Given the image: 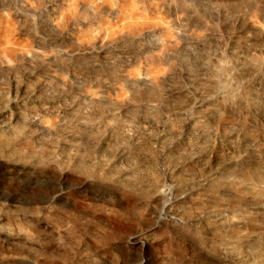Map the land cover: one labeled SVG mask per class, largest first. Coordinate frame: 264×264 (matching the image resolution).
I'll list each match as a JSON object with an SVG mask.
<instances>
[{
  "label": "clouds",
  "instance_id": "obj_1",
  "mask_svg": "<svg viewBox=\"0 0 264 264\" xmlns=\"http://www.w3.org/2000/svg\"><path fill=\"white\" fill-rule=\"evenodd\" d=\"M0 168V264H264V0H0Z\"/></svg>",
  "mask_w": 264,
  "mask_h": 264
},
{
  "label": "rangeland",
  "instance_id": "obj_2",
  "mask_svg": "<svg viewBox=\"0 0 264 264\" xmlns=\"http://www.w3.org/2000/svg\"><path fill=\"white\" fill-rule=\"evenodd\" d=\"M43 176H30L24 173L10 171L6 168H0V181H11L16 189V194L12 197L13 200L24 202L28 199L31 192L36 190L37 185L45 183ZM63 200V197H61Z\"/></svg>",
  "mask_w": 264,
  "mask_h": 264
}]
</instances>
